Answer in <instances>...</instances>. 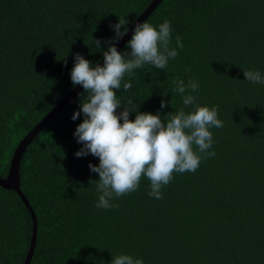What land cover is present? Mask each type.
I'll return each instance as SVG.
<instances>
[{"label": "trees", "instance_id": "trees-1", "mask_svg": "<svg viewBox=\"0 0 264 264\" xmlns=\"http://www.w3.org/2000/svg\"><path fill=\"white\" fill-rule=\"evenodd\" d=\"M152 1L0 0L1 178L19 142L77 86L70 78L76 54L93 65L103 60L115 36L110 25L124 17L130 29ZM165 19L170 47L179 36L184 48L164 70L146 64L126 74L122 84L132 88L121 87L118 98L167 120L191 110L173 92L174 81L195 79L197 103L218 106L223 121L211 129L216 155L194 173H174L163 199L148 195L150 181L142 177L138 191L113 198L118 207L97 208L90 181L99 175L89 164L99 158L75 156L82 145L74 132L84 117H71L81 86L21 157L20 187L38 223L29 264H111L120 254L144 264H264V85L243 75H264V0H160L142 22L158 28ZM132 34L118 51H130ZM162 100L168 107L161 109ZM32 232L29 208L0 184V264H24Z\"/></svg>", "mask_w": 264, "mask_h": 264}, {"label": "clouds", "instance_id": "clouds-1", "mask_svg": "<svg viewBox=\"0 0 264 264\" xmlns=\"http://www.w3.org/2000/svg\"><path fill=\"white\" fill-rule=\"evenodd\" d=\"M128 21L119 17V22L110 25L115 36L108 41L107 50L101 49V40L95 39L97 48L103 50V66L95 65L77 53L70 78L73 86L81 85L80 109L71 117L76 121L81 113L83 121L74 132L82 147L75 153L77 158L91 154L99 158V164H89L93 173H98L96 184L99 193L97 208L105 210L118 207L113 198L139 190L142 177L150 181L148 195L163 199L162 188L174 179V173L195 172L201 161L216 155L212 149L213 128H222L219 107L200 105L192 93L199 88L195 79L187 85L183 79L174 81L173 92L181 94L185 107L168 113L167 120L160 114L141 112L133 99L125 104L118 98L117 90L128 91L131 82H124L125 75L151 64L157 69L168 67L169 59H175L177 49L184 44L176 37V48L170 47L171 22L167 19L158 28L150 22L136 23L131 39L124 52L115 46L129 31ZM123 29V30H122ZM188 71V69H186ZM245 80L264 85V75L258 70H243ZM86 94V95H85ZM172 104V100H171ZM168 101H161V109ZM123 108V111H117ZM135 112V119H130ZM111 264H144L142 258L120 254L113 256Z\"/></svg>", "mask_w": 264, "mask_h": 264}, {"label": "water", "instance_id": "water-1", "mask_svg": "<svg viewBox=\"0 0 264 264\" xmlns=\"http://www.w3.org/2000/svg\"><path fill=\"white\" fill-rule=\"evenodd\" d=\"M160 0H153L150 5L138 16L136 21L130 27L128 33L115 45L117 48L122 45L132 34L135 28L136 23H141L157 6ZM100 65L103 64V60H101ZM81 85H77L73 90L70 91L68 96L63 99L50 113H48L39 123H37L33 129H31L27 135L19 142L16 147L14 154L11 159V166L7 177H0V184L4 187L14 189L19 193L26 206L29 208L31 212V216L33 219V232L30 242V248L27 252V256L25 258L24 264H29L32 258L36 243H37V229L38 223L36 214L29 203V200L26 198L25 194L22 192L20 187V177H19V165L21 161L22 154L26 148V146L31 142L34 136L51 120V118L67 103L68 99L72 97L76 92L79 91Z\"/></svg>", "mask_w": 264, "mask_h": 264}]
</instances>
